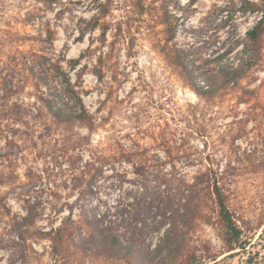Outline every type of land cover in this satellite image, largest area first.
<instances>
[{
	"label": "rangeland",
	"instance_id": "rangeland-1",
	"mask_svg": "<svg viewBox=\"0 0 264 264\" xmlns=\"http://www.w3.org/2000/svg\"><path fill=\"white\" fill-rule=\"evenodd\" d=\"M116 1L131 17L132 49L125 42L113 46V31L106 45L100 30L81 36L95 0H61L52 7L46 0H0V264H54L50 242L32 235L59 226L71 212L80 220L85 213L112 209L121 227L126 220L136 224L135 205L145 193L139 173L152 175L143 201L151 202L155 193L176 209L195 177L210 170L226 174L247 252L228 257L213 201L202 188L187 243L218 255L220 262L206 264H248L249 252L260 254L254 263L264 264V39L260 63L240 84L221 89L220 77L222 68L240 63L246 34L263 15L250 13L249 4L262 0H144L149 7L144 17L132 0ZM49 28L57 33L54 44L46 41ZM44 49L67 59L84 55L76 70L66 63L64 68L72 83L83 74V100L94 129L55 122L39 101L22 64L24 54ZM180 54L195 77L176 64ZM101 57L99 81L95 69ZM208 78L219 89L214 97L193 87L195 81L207 89ZM27 216L34 226L23 242L13 227L21 228ZM164 229L147 241L151 250ZM67 257L62 264H126L74 249ZM158 259L153 252L146 264Z\"/></svg>",
	"mask_w": 264,
	"mask_h": 264
},
{
	"label": "trees",
	"instance_id": "trees-1",
	"mask_svg": "<svg viewBox=\"0 0 264 264\" xmlns=\"http://www.w3.org/2000/svg\"><path fill=\"white\" fill-rule=\"evenodd\" d=\"M60 1L46 0V3L52 7ZM101 1L95 0L94 5H91L94 14L90 20H85V28L81 27V36L84 37L88 31L100 30L102 44L106 45L108 35L113 31V46L119 42H125L129 49H132L136 37L131 25V17L122 5L123 2L116 0ZM132 2L140 16L144 17L148 14L149 7L145 5L144 0H132ZM262 2V5L249 4L250 13H262L263 15L246 34L247 46L245 53L239 58L240 63L236 66L222 68L220 77L223 87L221 89H228L231 85L236 87L247 77L249 71L261 61L264 39V0ZM122 10H125V13L119 16L116 11L121 12ZM47 33L49 36L46 41L54 44L57 33L51 28L47 30ZM182 55L184 54L178 56L176 64L186 75L195 77V70L189 67L186 58ZM84 58L82 54L77 59H67L65 54L46 52L44 49L32 54H24L22 66L34 82V87L39 94V101L55 122L67 125L81 124L89 129H94L95 118L86 108L83 100V95L87 94L80 82L83 74H78V81L72 83L71 72H67L64 68V63H66L69 65L70 71H74L82 64ZM102 63L103 58L101 57L99 65L95 69L99 81L104 78L103 70L100 69ZM207 81L211 84L207 89L194 81V90L201 96L214 97L219 89L213 80L210 81L208 78ZM7 98H11L9 92L3 95V99L7 100ZM99 175L101 174L94 175L91 179H96ZM151 176L146 173H139L145 193L140 199L142 202L135 205L139 211L136 224L127 223L126 220L121 227L117 224L116 215L115 213L112 214V209H107L103 214L85 213L80 220H74L71 212L68 217L61 221L59 226H53L47 231L38 230L32 237L35 235L37 240L50 242L54 264H62L68 261L67 255L72 249L75 250V254L78 253L82 256L116 257L126 264H136L137 262L146 264V260L153 252L159 256L157 264H206V262L211 261L218 263L220 262L218 255L199 251L193 245L189 246L185 239V235L192 236V228L189 224L191 220L195 221L196 219V216L193 217L195 195L202 188L207 191L208 199L211 198L213 201L216 224L221 233L224 250L230 253L228 257L247 252L248 243L244 240L243 231L230 207L229 193L226 189V174L210 170L196 176L195 183L189 187L187 200L176 209L166 204L155 193L151 196V202L143 201L150 194L148 188L151 184ZM165 182H161L159 187ZM148 207H153L154 210L149 208L151 211L147 213ZM151 212L154 217H147L146 215ZM158 217L163 218V221H157ZM22 221L21 228H18V224L15 223L13 230L17 232L18 239L27 242L34 221L32 217L28 216ZM26 226H29L28 230H25ZM161 226H165L164 232L160 235L157 247L151 250L147 241L153 237L155 232L160 230ZM119 227L122 228L121 231H119ZM145 248L151 252L149 253ZM259 256L260 254L257 252H249L248 264H257L253 261L259 260Z\"/></svg>",
	"mask_w": 264,
	"mask_h": 264
},
{
	"label": "bare ground",
	"instance_id": "bare-ground-1",
	"mask_svg": "<svg viewBox=\"0 0 264 264\" xmlns=\"http://www.w3.org/2000/svg\"><path fill=\"white\" fill-rule=\"evenodd\" d=\"M77 49L75 48V50H73L72 54L76 53Z\"/></svg>",
	"mask_w": 264,
	"mask_h": 264
}]
</instances>
